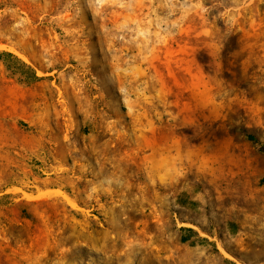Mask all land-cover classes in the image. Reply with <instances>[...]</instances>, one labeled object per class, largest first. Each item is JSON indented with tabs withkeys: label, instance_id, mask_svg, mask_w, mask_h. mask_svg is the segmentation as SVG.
<instances>
[{
	"label": "rangeland",
	"instance_id": "rangeland-1",
	"mask_svg": "<svg viewBox=\"0 0 264 264\" xmlns=\"http://www.w3.org/2000/svg\"><path fill=\"white\" fill-rule=\"evenodd\" d=\"M0 264H264V0H0Z\"/></svg>",
	"mask_w": 264,
	"mask_h": 264
},
{
	"label": "trees",
	"instance_id": "trees-1",
	"mask_svg": "<svg viewBox=\"0 0 264 264\" xmlns=\"http://www.w3.org/2000/svg\"><path fill=\"white\" fill-rule=\"evenodd\" d=\"M246 136L248 137V139H250V140H253L254 139V137H253V135L252 134H246Z\"/></svg>",
	"mask_w": 264,
	"mask_h": 264
}]
</instances>
